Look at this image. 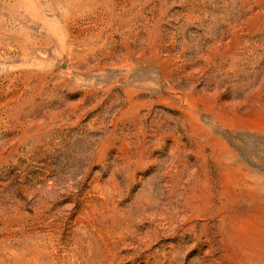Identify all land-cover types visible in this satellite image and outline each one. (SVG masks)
I'll use <instances>...</instances> for the list:
<instances>
[{"label": "rangeland", "instance_id": "374dc122", "mask_svg": "<svg viewBox=\"0 0 264 264\" xmlns=\"http://www.w3.org/2000/svg\"><path fill=\"white\" fill-rule=\"evenodd\" d=\"M4 257L264 264V0H0Z\"/></svg>", "mask_w": 264, "mask_h": 264}, {"label": "bare ground", "instance_id": "6f19581e", "mask_svg": "<svg viewBox=\"0 0 264 264\" xmlns=\"http://www.w3.org/2000/svg\"><path fill=\"white\" fill-rule=\"evenodd\" d=\"M125 23H126L127 25H123L124 27L133 28V27L137 26V25H134V24H136V23H135L134 21H132V19L129 20V21H125ZM28 236L30 237V239H33L32 243H33L34 245H36V244H38V243L40 242L41 237H42V233H41V231H31V232L28 234ZM55 260H56V259H46V261H47L48 263H53ZM1 264H11V260H10L8 257H4V259H3V261H2Z\"/></svg>", "mask_w": 264, "mask_h": 264}]
</instances>
